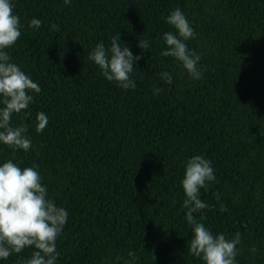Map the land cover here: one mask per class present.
I'll use <instances>...</instances> for the list:
<instances>
[{"label":"trees","instance_id":"16d2710c","mask_svg":"<svg viewBox=\"0 0 264 264\" xmlns=\"http://www.w3.org/2000/svg\"><path fill=\"white\" fill-rule=\"evenodd\" d=\"M11 3L21 36L5 51L41 91L10 121L27 125L31 148L0 143V165L35 167L47 198L68 212L56 264H127L129 251L134 264H203L187 252L182 207L181 181L196 155L211 161L215 180L200 189L209 207L194 216L202 213L214 236L240 234L236 264H264V0ZM177 8L195 32L186 44L201 57L198 80L161 55ZM33 18L40 28L28 27ZM118 33L134 56L138 40L149 41L130 73L134 89L106 81L88 58ZM39 112L48 124L37 133ZM34 250L0 264H24Z\"/></svg>","mask_w":264,"mask_h":264},{"label":"clouds","instance_id":"9594fccd","mask_svg":"<svg viewBox=\"0 0 264 264\" xmlns=\"http://www.w3.org/2000/svg\"><path fill=\"white\" fill-rule=\"evenodd\" d=\"M70 2L64 0L65 5H70ZM166 23L175 32L164 34L167 48L161 55L181 62L190 78L200 79L202 73L197 65L201 57L189 50L186 44L187 40L195 36L194 29L179 8L166 17ZM41 24L40 20L33 18L28 27L38 29ZM21 27L20 17L14 14L11 0H0V102L3 104L0 108V143L14 151L22 149L27 152L32 146L30 138L25 135L27 125L12 127L10 121L13 114L28 109L33 102V94L39 93L41 89L19 66L11 62L9 53L5 51L20 38ZM57 27L52 25L54 30ZM119 37L120 33L112 38L110 49L97 43L88 58L99 67L106 81L116 82L123 89H134L136 84L130 78V73L136 61L141 59L143 51L149 48V41L138 40L137 47L141 49V55L134 56L128 46L124 43L121 46ZM160 77L166 83H172L170 73L163 72ZM160 91L162 89L155 88L153 94ZM35 121V130L40 133L46 128L48 117L39 112ZM214 180L211 161L200 155L187 161L181 181L186 197L182 207L187 209L185 218L192 232L187 241V252L203 264H236L240 234L236 233L231 239L222 233L214 236L200 222L205 218L203 214L199 220L194 216V213L209 207L199 199V192L207 186V182ZM67 218L68 212L47 198V187L41 184L40 174L35 167L21 168L12 160L0 165V259H7L13 253L19 254L31 247L35 250L24 264H56V241ZM252 251L255 252L256 248L253 247ZM128 256L130 259L127 264H134L138 259L133 251H129Z\"/></svg>","mask_w":264,"mask_h":264}]
</instances>
